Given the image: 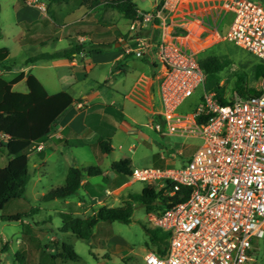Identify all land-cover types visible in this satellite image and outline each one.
<instances>
[{"label":"rangeland","instance_id":"1","mask_svg":"<svg viewBox=\"0 0 264 264\" xmlns=\"http://www.w3.org/2000/svg\"><path fill=\"white\" fill-rule=\"evenodd\" d=\"M214 1L218 2V0ZM221 1L218 2L220 6ZM133 2L138 10L151 13L154 5L161 0H133ZM23 3L27 5L24 0H0V49H8L9 58L4 62V66L11 68V72L3 76L7 82L24 72L20 71L19 64L24 57L36 56L39 53L51 54L68 47L69 42L65 40L60 42L55 40L47 42L48 40H46L45 44L39 45V41H42L39 40V35L45 34L52 37L53 32H49L50 26L42 21V13L38 10L39 8L35 9L36 5L44 6L45 11L48 9L49 16L54 18L53 21L56 14L79 10L75 12L74 16L65 18L64 23L91 14L84 19L82 25L90 29L101 26L103 35L99 34V42L105 43L106 40L103 39L108 35L118 37L120 34V39L116 40V44L124 40L122 39L124 36L126 37L125 43L129 47L135 46L132 42L133 32L129 29L130 24L115 11H103L99 8L91 13L87 8L80 9L81 0H58V2L36 0V4L30 7L33 10L32 14L29 12L30 8L27 10ZM35 12L41 15L36 16ZM231 20L232 15L226 14L219 26L222 34L225 33ZM51 26L56 29L54 24ZM41 27L45 30L44 33L39 30ZM76 27L80 26H73V28ZM144 32L142 31V33ZM204 37L205 35H202L200 40H206ZM92 38L96 42L95 37ZM142 38L145 36L143 35ZM158 38L159 36H157ZM207 39L210 40V43L195 53H197V58L202 59L214 55L222 57L226 62L217 77L221 79L219 86L223 88L224 98L227 102L235 96L234 85L259 90L262 78L257 75L256 66L259 64L264 68L263 62L231 43L213 36ZM124 47L125 45L116 49L115 45L111 46L110 50L104 53L102 60L111 58L112 54L117 55L118 51L124 52ZM58 62H38L35 64L36 67L30 71V75L39 79L49 93L67 89V93L72 94V89L69 88L70 71L68 68L56 67ZM123 64L126 65L125 72L113 75L110 64H95L92 66L91 73L86 76V83H82L83 86L91 88L100 86L99 92L106 107L109 108L108 112L114 115L113 117L111 114V119H113L112 139L109 142L111 153L103 155L98 148L94 150L96 146L94 136L87 138L86 142L89 144L87 147L58 145L44 150L45 147L42 146L44 162L39 161L35 154L38 151L35 150L29 158L30 178L24 197L10 201L0 211V264H144L143 257L148 251H151L145 246L148 237L144 227L148 228L149 224L147 212L138 204L134 205L131 224L125 225L118 222L99 224L104 230L113 233L111 238L106 239V248L104 249L95 247L93 242L87 243L76 238L71 232L62 233L60 231L63 223L59 213H70L73 217L84 218L96 206L119 207L123 203V199L129 198V195L140 194L142 189L147 186L141 182L129 184V177H122L121 180L120 178L118 180L111 171L113 162L128 158L132 170L179 169L183 162L189 161L202 144L196 138L160 135L146 127L156 119L149 116L140 107L133 105L128 99H131L129 92L140 72H150L151 66L145 65L141 59L133 56L127 58ZM83 75V69L74 72V76L83 77ZM214 83L213 79L206 81L205 90L209 92ZM13 90L17 93H26L27 89L24 83H20ZM236 96L238 97L237 94ZM197 98L193 97L188 100L181 109L185 110L184 112H189L191 110L189 108L197 102ZM121 109L122 115L119 112ZM158 110L159 108L156 109V111ZM132 121L138 125L133 126L132 129L139 130L146 141H136L133 134L127 133L126 128L132 125ZM6 165L7 155L5 150L0 147V169ZM75 165L80 168L93 167L103 172L107 171L109 176L90 179L91 187L86 188V191L78 192V195L72 199L43 202L44 195L64 186L68 169ZM121 182H127V184L113 190ZM107 189H109L108 194H106ZM31 210L36 211L31 214ZM16 215L23 216L21 221L9 222L7 220ZM101 238L104 236H97V239ZM63 246L72 248L78 260H65ZM253 246L255 248L251 254L255 261L253 264H264V240L254 243Z\"/></svg>","mask_w":264,"mask_h":264},{"label":"built area","instance_id":"2","mask_svg":"<svg viewBox=\"0 0 264 264\" xmlns=\"http://www.w3.org/2000/svg\"><path fill=\"white\" fill-rule=\"evenodd\" d=\"M24 2L36 4V0ZM192 2L196 1L161 0L151 13L138 10L141 23L129 26L135 46L124 47V55L135 58L156 49L160 108L151 113L156 121L147 127L160 135L202 142L179 169L132 170L129 184L155 185L170 199L160 215L147 214L151 228L168 234L165 254L159 257L148 251L143 262L253 264V244L264 240V77L260 94L247 98L235 94L226 104L217 100L215 92L205 90L197 53L181 42L190 32L177 21ZM221 7L232 15L222 41L264 63V4L259 0H222ZM147 28L158 31L156 41L140 37ZM178 30L186 35H177ZM201 36H197L198 42ZM193 97L197 102L184 112L182 106ZM128 133L136 141H146L135 128H129ZM35 150L41 151L42 143ZM167 185L171 187L166 189ZM182 190L185 194L175 200Z\"/></svg>","mask_w":264,"mask_h":264},{"label":"trees","instance_id":"3","mask_svg":"<svg viewBox=\"0 0 264 264\" xmlns=\"http://www.w3.org/2000/svg\"><path fill=\"white\" fill-rule=\"evenodd\" d=\"M48 1L58 2V0ZM261 1L264 3V0ZM81 5L88 10L101 8L103 10L115 11L129 24L134 22L141 23L140 18H137L138 8L133 0H81ZM47 13H49L48 10ZM157 34L158 31L156 30L154 35L156 36ZM176 34L185 36L186 32L184 30H178ZM122 39L126 40V37L123 36ZM114 44H111V46ZM82 51H86L85 45L77 44L71 48L56 51L51 54L40 53L36 56L28 57L24 65H33L39 61H51L61 58L71 60ZM91 52L92 50L89 48L86 54L88 55ZM8 56V49H0V68L2 66V68L7 69V66H4V62ZM131 56H125L124 60H127ZM197 61L205 74V84L209 79H213L215 82L209 92H215L217 100L222 104H226L223 88L219 86L221 79L217 77V74L226 65L224 59L219 56L210 55L202 59L197 58ZM256 70L257 75L263 78L264 68L258 64ZM24 78L25 76L22 74L13 81L7 82L0 75V136L6 138L3 143H0V147L5 150L7 155V165L0 169V211L10 201L19 200L24 197L27 182L30 178L28 170L29 158L35 152V146L49 139L58 127L65 112L76 103L67 93L49 96L39 81L32 75L26 76V93L13 91V87ZM234 93L238 97L247 98L260 94V90L234 85ZM55 143L64 146L71 145L62 140H56ZM98 148L104 155H109L112 150L109 142L102 139L98 142ZM35 154L39 161L42 162L44 160L42 150L37 153L35 152ZM130 165V160L124 158L118 162H113L111 171L118 180L119 178L121 180L122 177L128 178L132 173ZM95 177L107 178L104 172L99 169L93 167L80 168L76 165L72 166L67 171L64 186L48 192L42 197V201L49 202L72 199L78 195L83 181ZM125 183L127 182L119 183L113 190L121 187ZM170 187V185H167L166 189ZM184 192L185 190H182V192L177 193L174 199L179 200V196L185 194ZM162 193L163 190H158L155 185H147L142 189L140 194L129 195V198L123 199V203L119 207L96 206L84 218L73 217L70 213H59V217L63 223L60 231L62 233L71 232L76 238L87 243L93 242L95 247L104 249L106 248V239L111 238L113 233L101 228L99 226L100 223L113 224L118 222L125 225L131 224V216L135 204L142 206L147 214L154 213L160 215L170 200L164 198ZM35 211L31 210L30 213L34 214ZM22 217V215H16L9 217L7 220L9 222H19ZM144 230L148 237L145 246L151 250L150 252L159 257H163L168 244V234L151 228L150 226L148 228L144 227ZM100 235H103L104 238L97 239V236ZM62 250L65 260H78L72 248L63 246Z\"/></svg>","mask_w":264,"mask_h":264},{"label":"crops","instance_id":"4","mask_svg":"<svg viewBox=\"0 0 264 264\" xmlns=\"http://www.w3.org/2000/svg\"><path fill=\"white\" fill-rule=\"evenodd\" d=\"M195 1L196 2H192L188 10H185L177 18V21H181L184 24H197L198 25L200 23L201 24L200 28H202L203 30L201 32V35H205L204 39H207L208 37L213 36V37H217V39L219 40H222L231 22L227 26L224 34L221 33L219 26L222 23L225 15L228 14L229 12L222 9V7L220 6V3H218L219 0L218 2L217 1L213 2V0H195ZM156 4L154 5V7L156 6ZM79 6H80V9L82 8L85 9V7H83L82 5H79ZM25 7L28 10L31 6L25 5ZM35 9H38V8H35ZM38 10L42 13V15L37 14L35 12L36 16H39V15L42 16V19H43L42 21L50 26L51 31L49 30V32H53V36H54V37L53 36L51 37L50 35H45V34L39 35V40H42V41H39V45L45 44L46 40H48L47 42L53 41V40H55L56 42H60L62 40H65L69 42L68 47L65 49L71 48L72 46L77 45V44L85 45V48H86V51H82L78 55H75L71 60L61 58V59H55L51 61H45V62L59 61L58 62L59 64L55 65L56 67H62V68L69 69L70 71L69 79L71 81L69 84V88L72 89V92H73L72 94L67 93L68 92L67 89L63 91H54L53 93H49L48 91H46V89L44 88L42 83L39 81V79L35 77L39 81V83L43 86V88L45 89L46 93L49 96L56 95L59 93H67L74 99V101H76V103L65 112L64 116L62 117V119L60 120L58 124V127L54 130L53 134L49 137V139L42 143V146L45 147L44 150L47 148H52V147L61 145V144L55 143L56 140H62L64 142L70 143L71 145H74V147L76 146L77 147L78 146L87 147L89 145L86 142L87 138L94 136L93 138H96V142H95L96 146L94 148L95 150L96 148H98L99 140L106 139L108 142H110L112 139V132H113V128H112L113 119H111L112 113L108 112L109 108L106 107L104 99L100 95V92H99L100 86L91 88L90 86H83L82 83H86V80H87L86 76L89 73H91V70L93 69L92 66L95 64H110L112 75L118 72L120 73L125 72L126 65L123 63L127 61V60H124L125 56L127 55H124V52L118 51L117 55L112 54L111 58L107 60H102V58L104 57L103 56L104 53L107 50H110L111 44H114L117 39L118 40L120 39L119 37L120 34L118 37L117 36L112 37V35L111 36L108 35L103 39V40H106L105 43L99 42L100 39L98 36L101 33V30L103 28H100L101 26H95V27H91L90 29V28H87V26L84 27L82 25V23L85 21L84 19L86 17L91 16V14H86V16H84L83 18L76 19L75 21H72V22L64 23L65 18L74 16L75 12L79 10L75 9L71 11L70 13L63 14L61 12L60 15L56 14L54 16L55 17L54 21H53L54 18L52 16H49V13H47L48 9H46V11L44 10V8L42 9L43 11L40 9ZM95 10H90V11L91 13H93ZM29 12L33 14L32 8L29 9ZM87 23L89 22L87 21ZM53 24L56 29H54L51 26ZM75 25H79L80 27L73 28V26ZM82 28L83 29L85 28V29L81 31L77 30V29H82ZM39 30L42 33L45 32V30H43L42 27ZM154 32L155 31L153 29L147 28L145 32L142 33V35H140V37L144 35L145 40L151 39L153 41H156L157 35L155 36ZM105 34L107 33L105 32ZM189 34L185 37H188ZM101 35L103 34L101 33ZM92 37H95L96 42L93 41ZM110 40L111 42L109 43ZM201 41H204V40H201ZM125 45L127 44L125 43ZM89 48L92 50V52L87 55L86 52L87 50H89ZM59 51H62V50H59ZM28 57H24L21 63H19L20 71H24L20 75L23 74L25 76V78L20 83H24V84H25L26 76L30 75V71L34 69L36 67L35 64L38 63L37 62L33 65H24ZM138 59H141L145 63V65H150L151 70L150 72L148 71V73L147 72L145 73L144 71L140 72L138 78L133 83L130 89L129 96H131V99H128V98L127 99L133 105L140 107L143 111H145L149 116L152 117L151 113L156 112V109L160 108L159 97H158V84H157V75H158L160 65L156 57V49L154 50L150 49L149 51L144 53L142 58H138ZM39 62H42V61H39ZM78 69H83L85 76L84 75L83 77L74 76V72ZM10 72H11L10 67H7V69H4L2 67L0 68V75L2 76V78L4 75ZM20 83H18L17 85H19ZM114 111H117V110H114ZM119 112L121 115L123 114L122 109ZM112 116L114 117L113 114ZM132 122H133L132 125H129L126 128L127 133H128L129 128H132L133 126L134 127L138 126L134 121ZM147 126L148 125H146V127ZM5 139L6 138L4 136H0V143H3ZM44 150H42V152H44ZM42 162H44V160ZM104 175L109 176V173L105 171ZM89 180H85L82 182V188L80 191L82 190L86 191V188L88 189L89 187H91L89 185ZM108 193H109V189L106 190V194Z\"/></svg>","mask_w":264,"mask_h":264},{"label":"bare ground","instance_id":"5","mask_svg":"<svg viewBox=\"0 0 264 264\" xmlns=\"http://www.w3.org/2000/svg\"><path fill=\"white\" fill-rule=\"evenodd\" d=\"M190 32L189 36L185 39H182V43H186L187 47L192 51L197 52L200 49L204 48L210 43L209 39L198 42L197 36L203 31L197 24H185L184 25ZM189 26V27H188ZM217 38V37H216Z\"/></svg>","mask_w":264,"mask_h":264},{"label":"water","instance_id":"6","mask_svg":"<svg viewBox=\"0 0 264 264\" xmlns=\"http://www.w3.org/2000/svg\"><path fill=\"white\" fill-rule=\"evenodd\" d=\"M123 45H125V40L121 41L118 44H115V48H118V47L123 46Z\"/></svg>","mask_w":264,"mask_h":264}]
</instances>
